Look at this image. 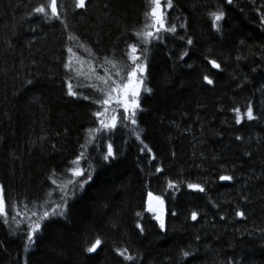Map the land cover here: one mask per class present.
Masks as SVG:
<instances>
[{"label":"trees","instance_id":"obj_1","mask_svg":"<svg viewBox=\"0 0 264 264\" xmlns=\"http://www.w3.org/2000/svg\"><path fill=\"white\" fill-rule=\"evenodd\" d=\"M57 2L64 23L30 15L48 0H0V187L9 213L0 216V264H264V0H172L164 12L177 34L161 33L164 42L147 45L142 62L151 91L141 94L137 124L118 123L104 140L91 131L99 128L97 105L82 97H104L108 85L97 77L106 72L120 79L105 58L129 64L124 53L130 43L144 47L134 33L151 22L145 13L152 5L89 0L77 10L75 0ZM217 9L226 12L221 32L211 28L209 13ZM179 36H191L193 46ZM68 48L75 71L64 66ZM205 57L222 66L211 70L214 86L203 83ZM67 83L80 96H67ZM249 103L257 119L236 125L233 109L243 113ZM107 143L118 154L111 164L101 157ZM75 167L93 179L73 194L68 181L83 179L72 177ZM222 174L234 179L221 182ZM168 180L198 182L206 191L191 192L186 183L168 189ZM62 189L70 197L66 218L48 227L40 221L26 251L29 223L62 203ZM149 191L165 201L166 233L146 209ZM97 237L102 250L82 254L83 243ZM116 249L134 259L123 260ZM184 249L195 255L181 261Z\"/></svg>","mask_w":264,"mask_h":264},{"label":"snow or ice","instance_id":"obj_2","mask_svg":"<svg viewBox=\"0 0 264 264\" xmlns=\"http://www.w3.org/2000/svg\"><path fill=\"white\" fill-rule=\"evenodd\" d=\"M89 0H75V9L77 10H86ZM152 7L150 11L145 13L147 18H150V23L145 24V30L134 33L137 40L140 44L144 45L143 48H138L137 43L128 44V51L124 53L127 56V60L129 64H118L116 61H108L105 58L106 63H111L113 68H117L115 75L120 77L119 80L114 79L110 73L106 72L105 77H97L102 80L104 84L108 85L107 91L104 92L103 98L93 99L90 96L84 95L82 98L84 100H91L92 103L97 105V110L93 111L92 115L96 118V121L99 124V128H94L91 131L100 132L103 135L99 137V139H110V137L115 134L118 130V123H130L135 126L137 124V114L142 110L141 105V91L144 84V76L147 71V64L142 62V57L147 59V45L151 43L152 40L157 42H164L166 40L165 36H162L161 33H170L174 37L177 34V27L175 25H168L166 23V16L164 12V8L171 9L173 7L172 0H167L166 4L162 6V0H150ZM234 0H226L227 5H232ZM107 7V5H105ZM50 13V14H49ZM30 15H40L45 17V22H50L53 20H58L61 23H64L61 20L60 14L58 12V2L57 0H48L46 5H40L33 9V12ZM211 17V28L216 32L222 31V23L226 19V12L222 9H217L209 13ZM264 23V20L261 21ZM181 28L184 25H180ZM34 31V29H33ZM77 38L74 36H69V40H76ZM179 40L184 41L186 45L190 48L194 44V40L191 36H179ZM80 47H84V45H80ZM67 52L70 55V59L68 63L64 66L70 71H75L72 68L71 56H74L72 48H68ZM139 52V54H138ZM189 55V51L185 49L180 55V60H184L186 56ZM207 60V64L210 65V69L208 73L203 75V83L208 86H214L215 81L212 78V71L215 70L217 72L221 71L222 66L216 59H211L205 57ZM191 67V65H189ZM126 72V79L124 78L123 73ZM29 84L32 83L31 80L28 81ZM88 87H95V85L89 84ZM146 91H151L147 89ZM115 93V95H113ZM67 96L72 98H77L80 96V93L74 91L73 85L71 83H67ZM115 107H112V105ZM233 112L235 113V124L241 125L244 118L248 121H252L257 119L254 115V109L251 103L248 104L246 111L241 112L240 108H234ZM92 139H96V137H92ZM137 140L140 139V136L137 135ZM237 140H241L240 136L236 137ZM101 149V157L104 163L111 164L114 160L118 158V154L114 151V145L112 143H107L106 152H104V145H100ZM144 150L141 149V152ZM149 151H151L149 149ZM83 152L73 160L71 163L74 165H79L80 161L83 157ZM155 159V156L152 157ZM72 177H82L83 179L72 181L69 180L68 183L73 184V194H75L76 186L79 189H84L85 186L91 182L93 176L91 173L85 175V172L80 167L71 168ZM163 169L160 167L155 168L156 173H161ZM234 179L233 175L222 174L219 176V180L221 182H231ZM186 183V187L191 192L197 193H205L206 189L201 183L198 182H185L181 180L179 183H175L172 180L167 181V188L172 190H179L180 184ZM62 195L60 197L62 203H58L55 208L52 209L51 212L44 211L42 215H39L37 220L34 222H30L28 228L30 230L27 231V241L28 244L25 246V250H28V247L31 246V243L34 241V237L41 230L42 225L40 221H45L47 223L44 224V227L55 226L58 218H66L67 205L68 200L70 199L67 190L62 189ZM147 211L152 214V219L156 221V224L159 227L160 232H167L166 221H165V201L161 195H155L152 191L147 193ZM172 216H177L178 213L172 211L170 213ZM9 215L6 204H5V191L3 187H0V216H4L7 218ZM17 216H20L21 213L19 211L16 212ZM33 216H36L37 213L33 212ZM136 215L138 217L141 216L140 212H137ZM235 216L238 219H243L245 217V213L243 211L237 210L235 212ZM190 218L192 221H197L198 212L192 211L190 214ZM221 220L225 219L224 216L220 217ZM31 221V218H29ZM136 228L139 229L140 234L143 235L145 232V228L140 224H136ZM103 241L99 237L85 241L82 245V254L86 256H91L97 254L98 251L102 250ZM116 255L123 258L125 261H132L134 258L131 255H127V249L119 250L116 249ZM181 261L193 257L195 253L192 250L184 249L181 250ZM231 264V262H229Z\"/></svg>","mask_w":264,"mask_h":264},{"label":"bare ground","instance_id":"obj_3","mask_svg":"<svg viewBox=\"0 0 264 264\" xmlns=\"http://www.w3.org/2000/svg\"><path fill=\"white\" fill-rule=\"evenodd\" d=\"M147 207H148V204H147Z\"/></svg>","mask_w":264,"mask_h":264}]
</instances>
